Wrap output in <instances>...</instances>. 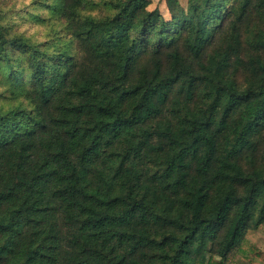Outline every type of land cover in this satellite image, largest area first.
<instances>
[{"label":"trees","instance_id":"16d2710c","mask_svg":"<svg viewBox=\"0 0 264 264\" xmlns=\"http://www.w3.org/2000/svg\"><path fill=\"white\" fill-rule=\"evenodd\" d=\"M40 4L0 0V264H264V0Z\"/></svg>","mask_w":264,"mask_h":264},{"label":"rangeland","instance_id":"374dc122","mask_svg":"<svg viewBox=\"0 0 264 264\" xmlns=\"http://www.w3.org/2000/svg\"><path fill=\"white\" fill-rule=\"evenodd\" d=\"M94 5L86 7L85 14L99 16L104 13L102 9L101 0H90ZM148 10L157 9L165 19L170 18V9L175 10L177 6L183 8L187 5V0H148ZM4 6L11 8L13 11V22L15 24L14 30L17 33H24L27 37H34L36 40L41 41L47 39L53 34L54 30L61 27L60 24L51 17H49L47 10L40 4V0H2ZM24 10V11H23ZM33 11L35 14L41 15L45 20L36 23V20H29L28 11ZM22 12L23 16L18 17L15 13ZM1 103V99H0ZM4 104H7L4 103ZM248 241L256 245L264 252V232L261 230H250L246 233ZM240 257H236L235 261ZM225 264H231L227 261Z\"/></svg>","mask_w":264,"mask_h":264}]
</instances>
